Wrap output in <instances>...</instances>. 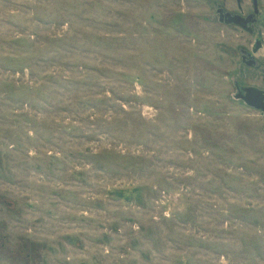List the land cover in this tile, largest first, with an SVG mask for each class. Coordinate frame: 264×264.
Instances as JSON below:
<instances>
[{
    "label": "rangeland",
    "instance_id": "rangeland-1",
    "mask_svg": "<svg viewBox=\"0 0 264 264\" xmlns=\"http://www.w3.org/2000/svg\"><path fill=\"white\" fill-rule=\"evenodd\" d=\"M219 8L0 0V264H264V70Z\"/></svg>",
    "mask_w": 264,
    "mask_h": 264
},
{
    "label": "flooded vegetation",
    "instance_id": "flooded-vegetation-1",
    "mask_svg": "<svg viewBox=\"0 0 264 264\" xmlns=\"http://www.w3.org/2000/svg\"><path fill=\"white\" fill-rule=\"evenodd\" d=\"M245 0H237V6L240 13L231 14L223 8L218 11L222 16V21L228 24H235L247 32L257 33L254 44L251 49L243 51L242 61L248 67L256 64L257 68L264 70V61L259 62L258 56L264 51V9L262 8L263 0H248L250 10L243 9ZM245 101L257 106L264 112V88L250 86L244 89Z\"/></svg>",
    "mask_w": 264,
    "mask_h": 264
}]
</instances>
